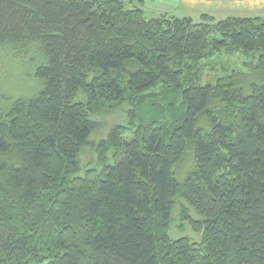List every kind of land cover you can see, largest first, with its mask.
<instances>
[{"label":"trees","instance_id":"obj_1","mask_svg":"<svg viewBox=\"0 0 264 264\" xmlns=\"http://www.w3.org/2000/svg\"><path fill=\"white\" fill-rule=\"evenodd\" d=\"M203 17L0 0L40 83L0 106V264H264V20ZM213 49L252 68L202 84Z\"/></svg>","mask_w":264,"mask_h":264},{"label":"rangeland","instance_id":"obj_2","mask_svg":"<svg viewBox=\"0 0 264 264\" xmlns=\"http://www.w3.org/2000/svg\"><path fill=\"white\" fill-rule=\"evenodd\" d=\"M128 7H139L147 19L160 17L162 14L179 18L190 17L194 22L208 21L203 14L210 15L215 21L228 16L260 17L264 20V0H126ZM15 56L9 50L0 52V106L6 108L13 99L19 96H29L40 88V83L33 76V69L27 64V58ZM253 54L239 49H213L203 58L205 64L202 84L214 83L218 77L225 76L232 70L249 71L253 64ZM101 133H104V131ZM96 137L93 138L95 141ZM188 160V161H187ZM177 171L176 177L183 175V169L188 167L187 159ZM84 166L93 164L94 154L91 147L83 150ZM189 214L196 218L189 209ZM183 229H182V228ZM171 238L188 236L196 240L198 235L191 230L187 222L179 219V201L173 211V221L169 232Z\"/></svg>","mask_w":264,"mask_h":264},{"label":"crops","instance_id":"obj_3","mask_svg":"<svg viewBox=\"0 0 264 264\" xmlns=\"http://www.w3.org/2000/svg\"><path fill=\"white\" fill-rule=\"evenodd\" d=\"M252 2H254V0H251ZM258 2H261V0H259Z\"/></svg>","mask_w":264,"mask_h":264}]
</instances>
